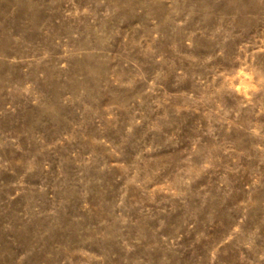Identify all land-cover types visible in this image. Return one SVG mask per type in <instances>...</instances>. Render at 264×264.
<instances>
[{"label": "rangeland", "instance_id": "1", "mask_svg": "<svg viewBox=\"0 0 264 264\" xmlns=\"http://www.w3.org/2000/svg\"><path fill=\"white\" fill-rule=\"evenodd\" d=\"M0 264H264V0H0Z\"/></svg>", "mask_w": 264, "mask_h": 264}]
</instances>
